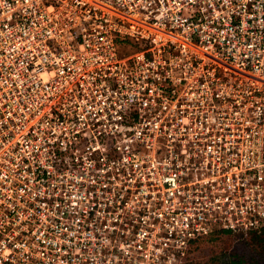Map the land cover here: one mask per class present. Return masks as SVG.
Segmentation results:
<instances>
[{
	"label": "built area",
	"instance_id": "2783aa9c",
	"mask_svg": "<svg viewBox=\"0 0 264 264\" xmlns=\"http://www.w3.org/2000/svg\"><path fill=\"white\" fill-rule=\"evenodd\" d=\"M262 229L264 0H0V264Z\"/></svg>",
	"mask_w": 264,
	"mask_h": 264
},
{
	"label": "trees",
	"instance_id": "16d2710c",
	"mask_svg": "<svg viewBox=\"0 0 264 264\" xmlns=\"http://www.w3.org/2000/svg\"><path fill=\"white\" fill-rule=\"evenodd\" d=\"M229 234L228 231H217L191 241L182 264H190L200 243ZM235 246L231 250L220 252L216 264H264V229L248 233Z\"/></svg>",
	"mask_w": 264,
	"mask_h": 264
},
{
	"label": "rangeland",
	"instance_id": "374dc122",
	"mask_svg": "<svg viewBox=\"0 0 264 264\" xmlns=\"http://www.w3.org/2000/svg\"><path fill=\"white\" fill-rule=\"evenodd\" d=\"M116 56L117 58H125L131 53L142 48L141 41H135L132 38L116 34L115 37ZM243 236L230 233L228 236H220L205 241L197 246L196 251L192 255L190 264H216V260L220 252L235 248L239 240Z\"/></svg>",
	"mask_w": 264,
	"mask_h": 264
}]
</instances>
